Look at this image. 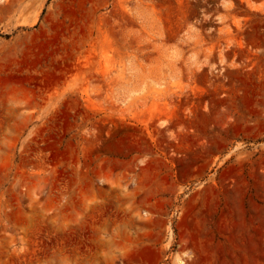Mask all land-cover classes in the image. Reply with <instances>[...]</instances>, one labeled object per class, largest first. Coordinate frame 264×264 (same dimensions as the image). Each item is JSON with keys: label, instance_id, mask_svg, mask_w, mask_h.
<instances>
[{"label": "rangeland", "instance_id": "obj_1", "mask_svg": "<svg viewBox=\"0 0 264 264\" xmlns=\"http://www.w3.org/2000/svg\"><path fill=\"white\" fill-rule=\"evenodd\" d=\"M0 264H264V0H0Z\"/></svg>", "mask_w": 264, "mask_h": 264}, {"label": "bare ground", "instance_id": "obj_2", "mask_svg": "<svg viewBox=\"0 0 264 264\" xmlns=\"http://www.w3.org/2000/svg\"><path fill=\"white\" fill-rule=\"evenodd\" d=\"M180 262V261H179Z\"/></svg>", "mask_w": 264, "mask_h": 264}]
</instances>
